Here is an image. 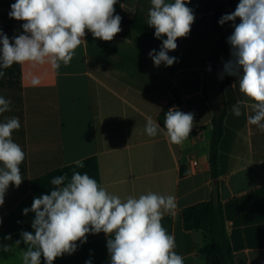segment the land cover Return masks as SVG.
I'll list each match as a JSON object with an SVG mask.
<instances>
[{"label": "crops", "instance_id": "0c3cea01", "mask_svg": "<svg viewBox=\"0 0 264 264\" xmlns=\"http://www.w3.org/2000/svg\"><path fill=\"white\" fill-rule=\"evenodd\" d=\"M15 2L0 0V31L10 40L23 34L24 21L9 17ZM187 6L195 20L188 36L168 53L177 58L172 66H154L131 39L115 35L103 41L86 31V42L67 65L61 62L56 69L48 63L25 62L5 70L0 96L12 104L10 111L0 114V122L19 118L21 127L12 139L25 152V160L20 165L22 183L18 188L9 185L0 206V244L14 246L7 253L0 251V264H22L28 246L15 241L21 240L22 231H33L35 214L23 213L36 198L31 181L90 157L99 162L102 187L122 200L148 192L175 197L177 206L165 213L162 224L174 235L175 251L184 261L202 246L203 234L185 229L183 213L210 200L213 193L209 152L215 110L205 79L217 35L212 14L201 3L190 0ZM150 7V0H117L114 13L132 18ZM236 7H227L224 15ZM235 23H240L239 18ZM232 24H224L227 38L234 31ZM34 78L39 85H32ZM171 88L182 97V112L194 113L193 128L181 144L169 141L161 123ZM223 88L227 115L219 182L234 260L235 264H264V131L247 122L251 102L240 93L237 77L226 75ZM237 100L245 101L240 117L231 111ZM147 117L160 126L155 137L145 132ZM9 234L11 240H5ZM107 239L103 232L89 233L85 243L76 242L74 253L57 257L53 264H110ZM41 264H46L43 257Z\"/></svg>", "mask_w": 264, "mask_h": 264}, {"label": "clouds", "instance_id": "9594fccd", "mask_svg": "<svg viewBox=\"0 0 264 264\" xmlns=\"http://www.w3.org/2000/svg\"><path fill=\"white\" fill-rule=\"evenodd\" d=\"M190 0H150L147 25L155 29V38L162 40L160 51L149 52L154 66L168 67L177 62L169 52L177 48V39L187 37L195 20ZM117 0H16L9 17L24 21L23 34L11 40L0 31V79L13 64L32 62L50 64L58 69L61 62L69 64L75 50L91 32L94 38L111 41L121 31V17L114 15ZM123 7V5H121ZM239 18L240 23L235 21ZM233 22L234 31L227 38L232 59L224 62L223 74L235 76L239 91L251 102L247 122L264 131V0H240L234 12L223 15L218 23ZM209 71L211 69L209 68ZM223 78V75H221ZM39 85L37 78L31 81ZM11 99L0 96V114L11 110ZM245 101L237 100L231 111L235 117L244 112ZM194 113L170 108L164 119L169 141L181 144L193 128ZM21 127L18 117L0 122V206L9 185L22 183L20 165L25 152L12 139ZM160 130L151 117L146 118L145 132L155 137ZM83 168V160L72 162ZM50 194L33 199L24 215L34 213L32 232L22 231L21 240L27 250L22 252V264H53L57 257L72 254L77 241L85 243L87 234L103 232L107 237L110 264H184L175 251V237L162 224L165 213L176 208L175 197L154 192L138 198L121 199L111 194L87 173L73 171L50 181ZM11 235L4 237L11 240ZM14 246L0 244V251L9 252ZM91 264V261H86Z\"/></svg>", "mask_w": 264, "mask_h": 264}, {"label": "trees", "instance_id": "16d2710c", "mask_svg": "<svg viewBox=\"0 0 264 264\" xmlns=\"http://www.w3.org/2000/svg\"><path fill=\"white\" fill-rule=\"evenodd\" d=\"M196 1L201 3L203 9L207 13L212 14L213 27L217 35L214 50L206 62L207 72L209 68H223L224 62L231 59V52L227 42L224 25L221 26L218 21L224 15V11L227 7L237 6L240 0ZM137 13L131 21L124 22L127 31L119 32L116 35L131 39L142 47L148 56L149 52L153 49L158 53L162 45V40L167 37L164 36L160 39L155 38V29L149 27L147 21ZM176 43L178 47L180 38L177 39ZM149 58L153 61L150 56ZM11 67H13V65ZM18 76L20 77V74H18ZM226 115L227 108H225L223 113L219 116L215 113L212 119L213 133L209 152V164L214 182L212 198L184 209L183 221L185 229L187 231L201 232L203 234L202 246L197 249L196 254L192 258L185 260L184 264H235V257L229 236V226L221 201L219 182V152L220 143L225 131ZM164 119L165 117L162 116L161 123L163 127ZM83 162V168H78L72 164L33 179L30 183L31 191L36 197H40L43 194H50V190L53 188L50 183L51 179L64 174H67L70 178L73 171H78L81 174L87 173L102 186L97 158L90 157L84 159Z\"/></svg>", "mask_w": 264, "mask_h": 264}, {"label": "water", "instance_id": "95a60500", "mask_svg": "<svg viewBox=\"0 0 264 264\" xmlns=\"http://www.w3.org/2000/svg\"><path fill=\"white\" fill-rule=\"evenodd\" d=\"M223 75V78H221ZM226 74H223V68H213L208 70L205 79V88L207 97L212 104L216 115H221L226 108L223 83Z\"/></svg>", "mask_w": 264, "mask_h": 264}, {"label": "built area", "instance_id": "2783aa9c", "mask_svg": "<svg viewBox=\"0 0 264 264\" xmlns=\"http://www.w3.org/2000/svg\"><path fill=\"white\" fill-rule=\"evenodd\" d=\"M177 108L180 111H182V97L179 95L178 92H176V90H174L173 88H171L169 90V99L163 109V117H165L166 112L170 109V108ZM197 164V163H196Z\"/></svg>", "mask_w": 264, "mask_h": 264}, {"label": "rangeland", "instance_id": "374dc122", "mask_svg": "<svg viewBox=\"0 0 264 264\" xmlns=\"http://www.w3.org/2000/svg\"><path fill=\"white\" fill-rule=\"evenodd\" d=\"M138 15H141L146 21H147V19H148V11L147 12H144V11H140L139 13H137ZM114 15H117V14H115L114 13ZM136 15V14H135ZM134 15V16H135ZM134 16L132 17V18H125V17H122V16H120L122 19H121V24H120V27H121V31L120 32H126L127 31V29H126V25H125V21H131L133 18H134ZM140 16V17H141ZM132 33L134 34V32L132 31Z\"/></svg>", "mask_w": 264, "mask_h": 264}]
</instances>
